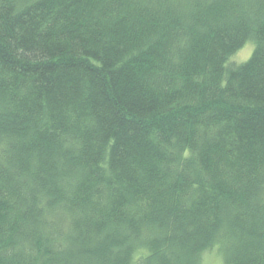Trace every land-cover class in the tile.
<instances>
[{"label": "trees", "instance_id": "16d2710c", "mask_svg": "<svg viewBox=\"0 0 264 264\" xmlns=\"http://www.w3.org/2000/svg\"><path fill=\"white\" fill-rule=\"evenodd\" d=\"M212 251L264 264V0H0V264Z\"/></svg>", "mask_w": 264, "mask_h": 264}, {"label": "rangeland", "instance_id": "374dc122", "mask_svg": "<svg viewBox=\"0 0 264 264\" xmlns=\"http://www.w3.org/2000/svg\"><path fill=\"white\" fill-rule=\"evenodd\" d=\"M252 49H253V44L247 43L232 56V59L237 63L245 61L246 59H248L249 55L251 54ZM202 264H223V262L212 251L204 254V259Z\"/></svg>", "mask_w": 264, "mask_h": 264}]
</instances>
